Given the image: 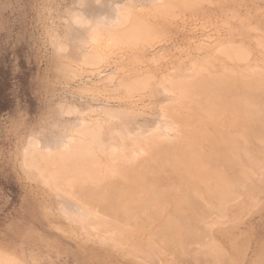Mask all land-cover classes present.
Here are the masks:
<instances>
[{
    "label": "rangeland",
    "instance_id": "obj_1",
    "mask_svg": "<svg viewBox=\"0 0 264 264\" xmlns=\"http://www.w3.org/2000/svg\"><path fill=\"white\" fill-rule=\"evenodd\" d=\"M210 2L164 18L165 0H0V264H264V146H250L259 162L245 166L249 174L228 202L227 196L224 204L215 202L223 209L204 196L198 203L200 195L202 209L194 206L183 228L192 224L195 237L185 232L183 243L168 242L151 219L115 241V232L99 228L100 220L112 224L115 217L85 202L78 185L68 189L73 177L48 180L51 158L95 138L100 158L136 154L139 162L147 143L170 150L183 131L174 118L182 110L176 91L162 81L179 74L191 79L196 65L222 47L244 42L251 65L264 67V52L255 47L264 41V0ZM133 16L154 32L146 26L149 36L130 42L132 29L123 32ZM143 77L151 80L144 78L145 88L139 82L126 92Z\"/></svg>",
    "mask_w": 264,
    "mask_h": 264
},
{
    "label": "bare ground",
    "instance_id": "obj_2",
    "mask_svg": "<svg viewBox=\"0 0 264 264\" xmlns=\"http://www.w3.org/2000/svg\"><path fill=\"white\" fill-rule=\"evenodd\" d=\"M205 2H210V0H165V5H162V12L160 9L159 11L165 18L170 13L174 14L175 10H193ZM125 11L127 10L125 9ZM130 12H127V14L133 15ZM134 17L136 18V16L131 17V23H128L131 27L126 26L129 27L127 31L122 27L120 29L117 28L122 32L124 30L123 33L126 34H129L127 32L132 29L130 34H133L129 37L135 40L130 42L138 40L137 35L141 38V36L143 37L147 34L149 36L150 33L154 32V29L153 31L151 30V26L148 27L144 22L143 24L141 21L138 22ZM146 26L150 29L148 30ZM133 29L136 30L134 31L135 33L137 32L136 34H134ZM145 30L150 33L148 31L147 33L144 32ZM97 31H92L93 34L91 32L93 39L99 35L96 36ZM99 31H102V29H99ZM111 33L113 32L111 31ZM113 34L116 35V33ZM129 37L125 39L128 41L130 40ZM255 47L263 54L264 41L260 39L255 41ZM250 55L251 51L244 42L237 46H224L217 52L215 58H211L203 64H197L194 68V76L191 79L179 74L165 80V82L162 81L163 83H169V89L172 86L173 91H176L178 100L176 107L182 110V114L174 118L177 119L184 132L182 131L183 134L181 133L175 141H170V150H159L156 143H147L146 156L142 161L137 162V158L135 159L136 154L133 157L131 154L115 153V155H112V153H109L111 155H105L107 158H100L98 156L100 152L96 150L100 147L97 144V138H95L96 142L93 140H90L91 142L81 141L82 143L80 144L79 142L77 146L72 141L75 146L72 150L69 149V152L61 153L58 158H51L50 161L57 169L51 166L54 169L51 168L47 172L48 180L53 175H57L58 178L61 174L65 177L67 175L68 177H73V182L71 181L73 184L70 183L69 185L70 187L71 185L80 187L81 194L79 195L85 197V202L86 199L90 200V203L92 201L96 202L104 212H109L115 217L116 221L112 224L104 220L99 221V225L104 223L108 227L106 229L104 225H101L99 228L105 229V232H115V238L112 236L115 241H125L123 240L124 238L132 237L138 229L146 228L143 225H147L151 220L159 223L161 232L169 234L168 242L173 241V238L177 241L179 239L180 242L182 241L181 243H183L185 237L190 239L188 235L190 237L194 231L191 233L188 230H192L190 227L194 226L192 224L188 225L189 229H185L187 233L185 235L183 228L186 227L184 226L185 220L187 221L186 215L192 214L191 211L193 210L194 212L196 210L197 204L203 200L202 196L208 200L207 202L214 205L215 202H220L224 196L229 195L231 192L234 194L237 186L241 184L238 183L235 186V183L239 181V178H244L247 173L249 174L245 166L248 168L253 164H257L258 160L255 157V153H252L250 149L252 147L250 146H264V67L263 65V68L251 65L252 63L249 61ZM227 62L234 66H228ZM144 78H146V81H144ZM147 79L149 80L150 78L143 77L140 81H133L135 84L130 82L127 84L129 86L127 87L126 85L125 88L129 89L130 84L136 86V84L139 82L143 83V81L147 83ZM140 83L137 86L145 88L143 86L145 83ZM133 86L131 87L136 88ZM122 88L125 89L124 87ZM128 89L127 93L130 92ZM132 90L134 91L135 89ZM96 135L94 137H98ZM120 139L118 137L120 142L123 141L122 138ZM134 139L132 140L134 141ZM94 146H96L95 149ZM70 147L72 148V146ZM118 149L120 148L118 147ZM260 165L261 163H259ZM63 168H68L69 172H67L68 170L65 172L66 174L60 172L66 170ZM59 172L60 174H58ZM169 179H177L178 181H172L174 183L172 184L167 181ZM50 180L52 181V179ZM178 182L179 184L184 183V186H179ZM174 186H177V188ZM232 187L235 188L234 191ZM68 189L72 190L73 186ZM72 191L74 192V189ZM174 194L176 197H174ZM193 197H198V199ZM227 198L225 200L229 201L231 197L227 196ZM196 200H199V202L197 203ZM224 203L222 200V204ZM210 204L206 205L210 206ZM216 206H221L220 210L223 209V205ZM169 208L170 210L172 209L173 216L168 214ZM197 208L202 209L199 204ZM183 214H185V217L180 220L179 217L184 216ZM195 215H197V218L201 217L197 213ZM145 217L146 222H143L142 218L144 220ZM189 218H191V222L196 220L193 215ZM192 218L195 219L193 220ZM178 219L181 222L178 221L179 223H177L176 220ZM189 220L187 224H189ZM193 225H195V222ZM158 233L154 235L157 237ZM170 234L172 239H170ZM193 236L195 237L194 233L192 234ZM166 237L168 236L166 235ZM146 241V246H150L153 243L150 238H147ZM165 241L167 242V240ZM176 242L171 245L176 244ZM185 245L187 246V244ZM1 261L2 258L0 259ZM3 262L5 263L6 261ZM7 262H11V260Z\"/></svg>",
    "mask_w": 264,
    "mask_h": 264
}]
</instances>
